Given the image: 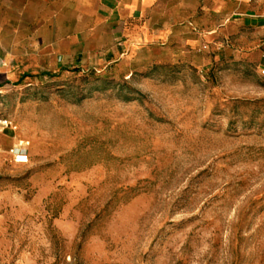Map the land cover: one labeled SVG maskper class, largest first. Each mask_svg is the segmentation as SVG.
I'll use <instances>...</instances> for the list:
<instances>
[{
    "label": "rangeland",
    "instance_id": "rangeland-1",
    "mask_svg": "<svg viewBox=\"0 0 264 264\" xmlns=\"http://www.w3.org/2000/svg\"><path fill=\"white\" fill-rule=\"evenodd\" d=\"M253 15L222 50L0 51V264H264V0Z\"/></svg>",
    "mask_w": 264,
    "mask_h": 264
},
{
    "label": "crops",
    "instance_id": "crops-1",
    "mask_svg": "<svg viewBox=\"0 0 264 264\" xmlns=\"http://www.w3.org/2000/svg\"><path fill=\"white\" fill-rule=\"evenodd\" d=\"M258 1L0 0V51L8 61L50 51L60 65L96 66L135 50H222Z\"/></svg>",
    "mask_w": 264,
    "mask_h": 264
},
{
    "label": "built area",
    "instance_id": "built-area-1",
    "mask_svg": "<svg viewBox=\"0 0 264 264\" xmlns=\"http://www.w3.org/2000/svg\"><path fill=\"white\" fill-rule=\"evenodd\" d=\"M262 74L264 75V71ZM0 125L6 128L14 129L12 123L8 120H1ZM13 153H14V160L16 164L24 165L29 162L28 154L24 152L23 150H18V151L14 150Z\"/></svg>",
    "mask_w": 264,
    "mask_h": 264
}]
</instances>
